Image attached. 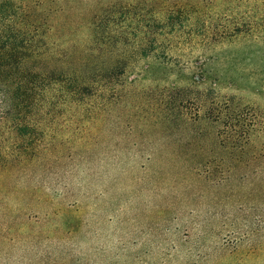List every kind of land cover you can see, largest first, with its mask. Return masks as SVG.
I'll return each instance as SVG.
<instances>
[{
    "label": "rangeland",
    "instance_id": "rangeland-1",
    "mask_svg": "<svg viewBox=\"0 0 264 264\" xmlns=\"http://www.w3.org/2000/svg\"><path fill=\"white\" fill-rule=\"evenodd\" d=\"M41 1L102 81L0 123V260L264 264V0Z\"/></svg>",
    "mask_w": 264,
    "mask_h": 264
},
{
    "label": "trees",
    "instance_id": "trees-1",
    "mask_svg": "<svg viewBox=\"0 0 264 264\" xmlns=\"http://www.w3.org/2000/svg\"><path fill=\"white\" fill-rule=\"evenodd\" d=\"M25 1L0 0V123L12 126L19 138L28 134L26 120L36 119L33 113L41 106L84 102L92 83L102 81L99 74H88L93 62L88 48L77 57L73 46L57 50L58 22L65 13L46 9L41 0ZM54 114L47 115L52 119ZM226 125L232 138L227 141L236 146L233 139L242 128L231 118H226Z\"/></svg>",
    "mask_w": 264,
    "mask_h": 264
},
{
    "label": "clouds",
    "instance_id": "clouds-1",
    "mask_svg": "<svg viewBox=\"0 0 264 264\" xmlns=\"http://www.w3.org/2000/svg\"><path fill=\"white\" fill-rule=\"evenodd\" d=\"M71 246L76 250L77 254H82L88 249V244L85 242L72 244ZM38 255H43V251L37 249L34 244L23 241L18 242L11 249L8 264H32V261ZM0 264H5V262L0 260Z\"/></svg>",
    "mask_w": 264,
    "mask_h": 264
}]
</instances>
